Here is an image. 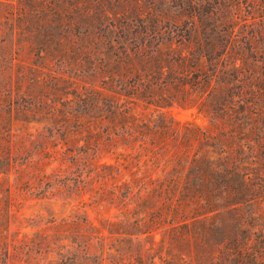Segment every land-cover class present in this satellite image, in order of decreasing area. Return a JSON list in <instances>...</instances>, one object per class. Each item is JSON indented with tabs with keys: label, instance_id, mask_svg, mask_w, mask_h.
<instances>
[{
	"label": "rangeland",
	"instance_id": "374dc122",
	"mask_svg": "<svg viewBox=\"0 0 264 264\" xmlns=\"http://www.w3.org/2000/svg\"><path fill=\"white\" fill-rule=\"evenodd\" d=\"M187 19L188 38L148 31ZM149 121L243 129L251 199L236 210L181 204L179 215L215 208L213 245L264 264V0H0V248L17 252L8 264L47 263V233L63 220L100 232L76 264H198L160 243L161 227L154 242L127 234L156 205L129 200L115 156L128 125Z\"/></svg>",
	"mask_w": 264,
	"mask_h": 264
},
{
	"label": "trees",
	"instance_id": "16d2710c",
	"mask_svg": "<svg viewBox=\"0 0 264 264\" xmlns=\"http://www.w3.org/2000/svg\"><path fill=\"white\" fill-rule=\"evenodd\" d=\"M183 22L173 20L148 31L158 35L168 32L172 38H188L190 21ZM242 130L240 126L227 127L217 121L207 127L176 121H149L136 126L130 123L121 134L129 142L122 146L124 151L120 152V158L115 156L122 169L120 172L128 176L122 185L130 189L129 200L152 207L156 205V208L146 207L148 210L133 220V224L141 229L127 234L131 238L135 236V239L143 235L154 242L155 229L161 227L164 233L159 242L176 249L180 260L211 264L223 259L226 253L233 257V264H238L244 255L243 249L236 247L227 252L224 241L219 242L222 247H215L208 238L218 230L215 227L218 216L215 208L190 218L179 213L181 204L186 203L213 205L226 202L236 210L242 200L251 199L253 171L241 170V155L242 149L251 150L252 145L246 142L248 139L244 140L245 132ZM114 135L98 141V144L116 143L119 134ZM134 151L138 152L137 163L132 156ZM139 161L142 162V171ZM55 228L47 233L45 264H76L81 258L79 249L87 237L100 236V232L85 220H63ZM6 244L0 248V259H4V264L10 263L17 254L15 246L10 250V243ZM86 244L85 249H88L89 244Z\"/></svg>",
	"mask_w": 264,
	"mask_h": 264
}]
</instances>
